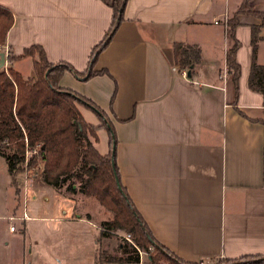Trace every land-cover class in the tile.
<instances>
[{
  "label": "crops",
  "instance_id": "obj_1",
  "mask_svg": "<svg viewBox=\"0 0 264 264\" xmlns=\"http://www.w3.org/2000/svg\"><path fill=\"white\" fill-rule=\"evenodd\" d=\"M241 2L126 0L123 20L93 66L107 74L82 80L64 71L58 80L60 87L89 99L105 113L115 139L120 184L153 239L188 264L264 254V101L247 87L250 25L259 24L255 62L264 64V17L237 16L236 104L224 66L225 21ZM0 4L13 18L1 46V52L6 51L4 68L24 58L30 64V57L17 56L37 44L49 62L64 61L81 72L111 18L110 8L100 0H0ZM248 4L264 13V0ZM172 42L199 47L200 59L190 76L173 67ZM8 56L17 58L8 61ZM28 73L27 77L33 75L31 65ZM79 111L86 122L98 123L93 110ZM101 133L105 146L99 150ZM97 135L94 146L104 154L108 132L101 128ZM23 174L17 197L30 183ZM64 194L70 204L60 203L57 214L48 217L56 234L51 264H97L98 245L108 244L112 250L114 238L100 235L84 206L94 198L80 194L78 206L76 193ZM11 216L16 217L13 211L2 213L0 219ZM17 217L46 218L29 216L26 205Z\"/></svg>",
  "mask_w": 264,
  "mask_h": 264
},
{
  "label": "trees",
  "instance_id": "obj_2",
  "mask_svg": "<svg viewBox=\"0 0 264 264\" xmlns=\"http://www.w3.org/2000/svg\"><path fill=\"white\" fill-rule=\"evenodd\" d=\"M100 1L110 8V24L101 40L90 50L83 71H75L64 61L49 62L43 49L37 44L30 45L17 56L30 57L33 72L31 77L23 78L11 67H0V156H5L6 168L10 175L39 164V178L45 185L68 194L79 192L93 197L112 213L110 219L100 222V235L110 236L116 231H122L128 235L131 242H120V255L116 257L103 250L98 251L97 264L138 262L139 257L134 248L145 250L148 260L153 264L161 260L169 264H188L153 239L120 184L114 164V150L111 151L115 139L112 125L105 113L89 99L58 85L64 71H71L82 80L107 74L105 69L94 70L93 66L98 53L106 46L123 20L122 12L126 0ZM243 13L264 15L252 10L248 0H242L232 17L225 21L224 66L232 90L233 104H236L240 75V66L235 59L240 42L234 36V29L239 24L237 16ZM12 19L11 11L0 4V46L5 44V35ZM258 30L259 24L250 25L251 53L247 87L259 92L264 101V64L255 62ZM171 56L173 67L178 72H188L190 76L193 65L200 59V50L195 44L172 42ZM17 57L8 56L7 60L11 61ZM79 107L93 110L98 123L86 122ZM101 128L109 135L108 150L104 154L99 153L94 146L98 140L97 131ZM2 149L10 151L4 152ZM111 161L120 190L114 182ZM131 210L136 214L138 221ZM222 264H264V254L223 259Z\"/></svg>",
  "mask_w": 264,
  "mask_h": 264
},
{
  "label": "rangeland",
  "instance_id": "obj_3",
  "mask_svg": "<svg viewBox=\"0 0 264 264\" xmlns=\"http://www.w3.org/2000/svg\"><path fill=\"white\" fill-rule=\"evenodd\" d=\"M258 17L263 18L264 15ZM1 50L2 48L0 46V53ZM12 68L20 71L23 76L27 77L30 69L29 59L24 58L16 62ZM81 111L86 118L89 116L90 119V115L87 110L81 108ZM102 135L103 134L101 133L99 150H102L105 146V141L102 140ZM2 150L4 152L10 151L9 149ZM5 164V156H0V210L3 211L0 212V215L2 213L9 215L13 211L14 216L16 217H13L11 220L0 219V264H51L52 255L50 251L52 249L53 242L56 240V234L53 232V223L48 217H50L51 214H57V207L60 203L64 205L70 204L62 195L65 192H62L61 194V192L59 193L56 189L45 185L39 178V171L41 167L37 164L34 167L23 171V173H26V178L30 181V183L28 184L27 189H24L25 194H21L17 197L15 189L20 188V190H22L24 174L22 172H17L9 176L6 171ZM21 165L24 166L23 163ZM31 193L34 195L33 198H31ZM80 194L81 193L76 192L74 197V202H76V205L78 206L80 205L78 200L82 195ZM94 199L92 200V203H86L84 206L88 208V211H91L95 223L99 226L101 221L110 219L112 217V213L106 210L102 205V208H99L97 205L98 201ZM25 205L26 212L29 216L35 215L46 218L27 219L24 221L21 220L17 216H19L21 208ZM9 225L14 228V231H8ZM126 235L127 234L122 231H116L110 234V236H113L115 241L112 250H110L108 244H104L102 242L98 246H100V250H103V252L116 257L120 255L119 243L123 240L128 241L124 238L127 237ZM134 249L136 250L139 259L141 258L143 261L140 259L139 263L135 262L125 264H153L148 260L145 250L138 248ZM222 260L223 259H216L208 264H222ZM157 264L168 263L161 260Z\"/></svg>",
  "mask_w": 264,
  "mask_h": 264
},
{
  "label": "water",
  "instance_id": "obj_4",
  "mask_svg": "<svg viewBox=\"0 0 264 264\" xmlns=\"http://www.w3.org/2000/svg\"><path fill=\"white\" fill-rule=\"evenodd\" d=\"M4 62H5V56H4V53H0V67H2L4 65ZM186 76H188V72H186ZM113 144L111 145V151L113 150ZM111 163V168L113 170V163L112 161L110 162ZM113 176H114V182L116 184V187L120 190V187H119V182H118V178L116 176V174L114 173V170H113ZM134 218L138 221V218L136 217V214L134 213L133 210H131Z\"/></svg>",
  "mask_w": 264,
  "mask_h": 264
},
{
  "label": "built area",
  "instance_id": "obj_5",
  "mask_svg": "<svg viewBox=\"0 0 264 264\" xmlns=\"http://www.w3.org/2000/svg\"><path fill=\"white\" fill-rule=\"evenodd\" d=\"M5 52H6V51H5ZM181 73H182L183 76L185 75V71H184V70H182ZM12 218H13L12 216L9 217L10 220H11ZM8 229H9V230H13V227H12L11 225H9V226H8ZM126 236H127V237H124V238H125L126 240L130 241L128 235H126Z\"/></svg>",
  "mask_w": 264,
  "mask_h": 264
},
{
  "label": "bare ground",
  "instance_id": "obj_6",
  "mask_svg": "<svg viewBox=\"0 0 264 264\" xmlns=\"http://www.w3.org/2000/svg\"><path fill=\"white\" fill-rule=\"evenodd\" d=\"M3 53V52H2ZM4 56H5V54H4ZM185 75H186V72H185ZM130 240V239H129ZM131 242V241H130Z\"/></svg>",
  "mask_w": 264,
  "mask_h": 264
}]
</instances>
